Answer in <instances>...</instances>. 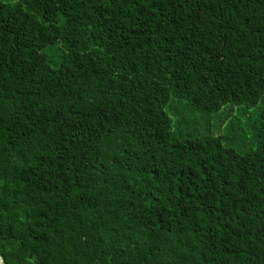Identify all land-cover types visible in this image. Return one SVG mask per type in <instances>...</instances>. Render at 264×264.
Returning a JSON list of instances; mask_svg holds the SVG:
<instances>
[{"label":"trees","instance_id":"16d2710c","mask_svg":"<svg viewBox=\"0 0 264 264\" xmlns=\"http://www.w3.org/2000/svg\"><path fill=\"white\" fill-rule=\"evenodd\" d=\"M170 97L260 103L256 149ZM0 257L264 264V0H0Z\"/></svg>","mask_w":264,"mask_h":264},{"label":"rangeland","instance_id":"374dc122","mask_svg":"<svg viewBox=\"0 0 264 264\" xmlns=\"http://www.w3.org/2000/svg\"><path fill=\"white\" fill-rule=\"evenodd\" d=\"M44 52L49 53L48 49ZM260 108V103L250 108L227 104L209 115L193 110L184 98L170 97L164 110L171 118L176 137H219L223 147L246 154L257 147Z\"/></svg>","mask_w":264,"mask_h":264},{"label":"water","instance_id":"95a60500","mask_svg":"<svg viewBox=\"0 0 264 264\" xmlns=\"http://www.w3.org/2000/svg\"><path fill=\"white\" fill-rule=\"evenodd\" d=\"M0 264H3V260H2V258L0 257Z\"/></svg>","mask_w":264,"mask_h":264}]
</instances>
